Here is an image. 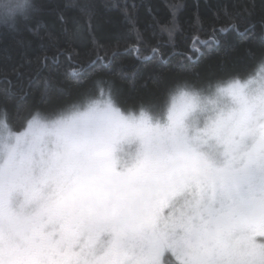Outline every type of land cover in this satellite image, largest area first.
<instances>
[{
    "label": "snow or ice",
    "instance_id": "obj_1",
    "mask_svg": "<svg viewBox=\"0 0 264 264\" xmlns=\"http://www.w3.org/2000/svg\"><path fill=\"white\" fill-rule=\"evenodd\" d=\"M74 7L90 21L98 5ZM180 7L170 5L172 18L145 31L137 5L122 7L138 58L175 46ZM257 7L264 4L253 0L244 11ZM34 9L6 16L7 29L17 31ZM222 13L220 29L191 37L186 59L202 56L220 33L241 31L239 13ZM42 38L53 46L59 39ZM109 56L97 46L90 65ZM84 72L79 65L68 73L79 89L72 102L33 105L15 119L12 81L2 76L0 264H264V52L250 69L177 80L156 101L134 105L104 76L81 88Z\"/></svg>",
    "mask_w": 264,
    "mask_h": 264
},
{
    "label": "trees",
    "instance_id": "obj_2",
    "mask_svg": "<svg viewBox=\"0 0 264 264\" xmlns=\"http://www.w3.org/2000/svg\"><path fill=\"white\" fill-rule=\"evenodd\" d=\"M77 2L31 0L35 6L32 18L21 23L17 31L0 24V89L8 87L2 79L7 73L12 81L8 110L14 119L17 112L23 114L33 105L50 107L72 102L79 91L68 76L73 66H85L81 88L92 87L98 77L104 76L120 89L123 101L134 105L156 101L177 80L195 82L222 76L226 71L250 69L254 58L264 52V9L257 7L250 16L244 11L253 0H113L120 8H105L106 0H93L98 7L90 21L74 7ZM254 2L264 4V0ZM133 4L137 5V27L141 31L149 29L154 20L166 23L172 18L170 5H181L176 12L180 36L174 47L165 45L155 59H144L152 55L148 50H143L140 58L130 50L121 9ZM224 8L240 14L241 31L220 33L219 42L203 48L202 56L186 59L193 35L207 39L213 28L218 30L226 23ZM74 21L81 26L78 34L73 29ZM49 34L59 37L54 46L42 38ZM97 46L110 50L109 61L92 66ZM111 51H115L114 56ZM45 55L55 56V62L44 61ZM13 68L18 71L13 72Z\"/></svg>",
    "mask_w": 264,
    "mask_h": 264
},
{
    "label": "clouds",
    "instance_id": "obj_3",
    "mask_svg": "<svg viewBox=\"0 0 264 264\" xmlns=\"http://www.w3.org/2000/svg\"><path fill=\"white\" fill-rule=\"evenodd\" d=\"M31 4V0H0V24L5 25L6 16L22 15Z\"/></svg>",
    "mask_w": 264,
    "mask_h": 264
}]
</instances>
